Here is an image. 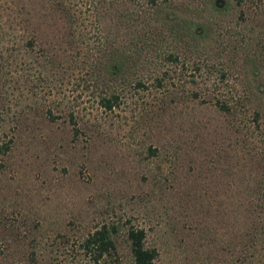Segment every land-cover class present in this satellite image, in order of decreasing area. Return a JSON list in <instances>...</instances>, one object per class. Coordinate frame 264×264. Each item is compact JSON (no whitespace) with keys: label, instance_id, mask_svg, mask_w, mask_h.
<instances>
[{"label":"rangeland","instance_id":"obj_1","mask_svg":"<svg viewBox=\"0 0 264 264\" xmlns=\"http://www.w3.org/2000/svg\"><path fill=\"white\" fill-rule=\"evenodd\" d=\"M125 1L0 0V264H264V0Z\"/></svg>","mask_w":264,"mask_h":264},{"label":"trees","instance_id":"obj_2","mask_svg":"<svg viewBox=\"0 0 264 264\" xmlns=\"http://www.w3.org/2000/svg\"><path fill=\"white\" fill-rule=\"evenodd\" d=\"M48 1V0H47ZM51 1V0H50ZM55 0H52L54 2ZM58 6L56 10L58 11L57 16L67 21L77 20L78 12L77 6H79L78 1L75 0H58ZM132 2V0H126ZM125 1V2H126ZM145 2H150V4L155 5L158 0H144ZM52 2H47L48 7H52ZM128 3V2H126ZM125 3V4H126ZM212 4V0H209ZM124 4V2H123ZM190 6L189 3H185ZM127 6V4H126ZM74 10V11H73ZM76 15V18L74 17ZM75 18V19H74ZM121 62V61H120ZM117 99L115 94L99 96V106L103 109L110 110L111 107L115 105V100ZM217 107L220 110L228 112L230 110L229 105L226 102L216 101ZM70 122L75 124L72 115L70 114ZM2 151V149H0ZM113 226L107 224H102L98 228L88 232L84 239L81 241L80 247L83 251V257L87 262L91 264H107L108 261L114 262L117 255L116 244L113 239V233L115 232ZM145 231L143 228L139 227H129L126 230V239L129 244V252L132 264H155V258L157 256V250L154 247H148L144 243ZM117 262V260H116Z\"/></svg>","mask_w":264,"mask_h":264}]
</instances>
